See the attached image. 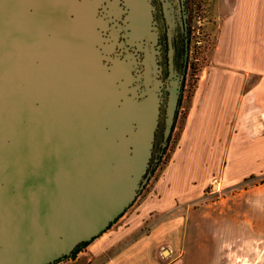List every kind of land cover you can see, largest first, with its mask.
<instances>
[{
	"label": "water",
	"instance_id": "95a60500",
	"mask_svg": "<svg viewBox=\"0 0 264 264\" xmlns=\"http://www.w3.org/2000/svg\"><path fill=\"white\" fill-rule=\"evenodd\" d=\"M92 1L83 31L51 2L0 0V264L71 256L130 206L167 145L183 0Z\"/></svg>",
	"mask_w": 264,
	"mask_h": 264
},
{
	"label": "crops",
	"instance_id": "0c3cea01",
	"mask_svg": "<svg viewBox=\"0 0 264 264\" xmlns=\"http://www.w3.org/2000/svg\"><path fill=\"white\" fill-rule=\"evenodd\" d=\"M212 7L214 44L190 94L181 92L167 161L131 209L82 246L84 260L61 264H237L254 249L247 195L189 208L217 174L235 185L264 168V0Z\"/></svg>",
	"mask_w": 264,
	"mask_h": 264
},
{
	"label": "rangeland",
	"instance_id": "374dc122",
	"mask_svg": "<svg viewBox=\"0 0 264 264\" xmlns=\"http://www.w3.org/2000/svg\"><path fill=\"white\" fill-rule=\"evenodd\" d=\"M185 2L187 12L186 19L189 27V40L182 90L189 95L196 83L200 68L207 63L209 59L217 32V20L220 13L212 7L213 0H185ZM157 148L156 143L155 150H157ZM166 149L167 145L159 155L157 162L150 167V175L142 189L145 188L152 177L154 178L156 176V173L159 172L167 161L168 153ZM247 172H251V174L235 185L225 184L223 177L217 174L210 180L209 184L204 189L202 197L191 202L189 208L192 209L198 206L213 204L215 201L224 199L230 195H247L248 211L252 214L254 232L245 236L253 242L254 249L247 250V255L244 257L239 255L237 264H264V228L261 224L262 218L264 219V168L248 170ZM136 199L137 197L130 206L109 225V227L115 225L121 216L131 209ZM237 204L240 207L245 205L246 202L238 198ZM180 211L183 210L180 209L177 212ZM146 225H148V223L144 224L143 227ZM82 249V247L77 248L74 254L53 264H61L66 261L67 263H71L73 258L77 257V255H79L78 260L80 257H82L80 258L81 260H84L85 256L79 254V251ZM239 252H242L241 249H239Z\"/></svg>",
	"mask_w": 264,
	"mask_h": 264
},
{
	"label": "bare ground",
	"instance_id": "6f19581e",
	"mask_svg": "<svg viewBox=\"0 0 264 264\" xmlns=\"http://www.w3.org/2000/svg\"><path fill=\"white\" fill-rule=\"evenodd\" d=\"M51 2L57 8L58 18L62 19L68 12L74 14L78 21L77 28L87 31V24L90 19V13L93 5L92 0H45Z\"/></svg>",
	"mask_w": 264,
	"mask_h": 264
},
{
	"label": "flooded vegetation",
	"instance_id": "af4514ba",
	"mask_svg": "<svg viewBox=\"0 0 264 264\" xmlns=\"http://www.w3.org/2000/svg\"><path fill=\"white\" fill-rule=\"evenodd\" d=\"M153 3H156V0H153ZM185 0H183V6H184V12H185V32L183 33V35L179 34L177 38H174V45H176V43L179 45V51L178 54L183 53L184 54V63H185V68H186V57H187V48H188V40H189V27H188V21H187V12H186V8H185ZM158 17V14H157ZM160 44H161V50H162V55H163V59L164 62H166V51L168 49V44H167V37L165 33H161L160 35ZM185 74V71H184ZM184 79V76H183ZM183 87V85H182ZM182 92V89H181Z\"/></svg>",
	"mask_w": 264,
	"mask_h": 264
},
{
	"label": "trees",
	"instance_id": "16d2710c",
	"mask_svg": "<svg viewBox=\"0 0 264 264\" xmlns=\"http://www.w3.org/2000/svg\"><path fill=\"white\" fill-rule=\"evenodd\" d=\"M84 244H86V242H84V243H81L80 245H78V246L76 247V249H77V248H79V247H82ZM76 249H75V250H76ZM75 252H76V251H73V253H72V254H74Z\"/></svg>",
	"mask_w": 264,
	"mask_h": 264
}]
</instances>
